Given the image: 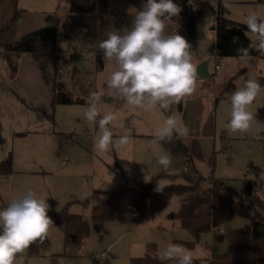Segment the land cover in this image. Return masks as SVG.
<instances>
[{"label":"rangeland","instance_id":"374dc122","mask_svg":"<svg viewBox=\"0 0 264 264\" xmlns=\"http://www.w3.org/2000/svg\"><path fill=\"white\" fill-rule=\"evenodd\" d=\"M108 2L111 10L103 17L108 16L112 31H127L142 0ZM227 3L230 7L224 3L223 12L228 17L243 22L252 11L264 17V3ZM197 7L201 14L195 35L177 17L165 21V32H178L185 37L192 45L196 68L208 61L212 77H197L195 92L166 108L135 107L127 104L116 90L111 93L105 82L115 65L105 62V68L98 66V53L82 50L62 34L57 52L49 55L45 73L31 52H24L13 61L0 54V164L12 155L15 169L10 177L0 179V209L31 190L47 200L51 212L67 207L69 212L82 213L95 221L79 247L67 246L64 226L52 224L40 254H31L27 247L17 254L14 264H131L133 257L144 255L148 243L156 244L159 255L169 244L191 249L194 264H209L215 252L234 256L235 244L219 238V234L248 225V217L235 215L214 231H193L171 216L180 205V196L175 194L154 219L137 223L131 218L132 197L126 189L134 180L149 182L146 179L151 181L153 175L161 172L178 174L177 180L184 181L183 172L195 175L196 168L205 177L225 179L236 195L245 194L246 180H252L253 204L264 207V56L240 59L215 54L219 0H200L195 10ZM94 12L96 8L92 6L88 13ZM214 25L216 29L212 28ZM21 26L20 36L30 32L27 24ZM249 34L254 41L256 37ZM201 38L207 41L203 49L197 48ZM248 78L257 80L262 89L249 107L256 119L248 133L229 134L225 128L230 118L229 97ZM229 85L233 87L229 89ZM54 88L68 93L73 101L54 105ZM95 91L104 93L103 112L116 117L109 126L113 139L129 137L126 145L110 147L107 153L95 148L98 126L84 117L89 95ZM169 115L177 116L188 129L187 135H178V140L191 153V162L188 153L175 154L163 141L154 142L155 130ZM196 141L201 155L193 153ZM164 153L171 158L167 168L157 162V154ZM187 161L189 170L184 169ZM173 180L168 175L157 179L163 184ZM102 215L107 218L102 219V229L97 230L94 224L101 225L95 218ZM91 254L98 259L94 260Z\"/></svg>","mask_w":264,"mask_h":264},{"label":"clouds","instance_id":"9594fccd","mask_svg":"<svg viewBox=\"0 0 264 264\" xmlns=\"http://www.w3.org/2000/svg\"><path fill=\"white\" fill-rule=\"evenodd\" d=\"M225 7H230L227 0ZM181 11L182 8L174 0H142L127 31H109L107 38L96 45L102 59L115 65V70L105 82L106 87L116 90L127 104L139 108H166L195 92L197 68L190 51L192 45L178 32H165V21L178 17ZM243 23L247 28L246 35L251 33L256 39L253 41L249 37L247 48L236 49L240 59L248 57L249 49L264 56V17L252 11L245 15ZM237 40V37L233 38L234 43ZM206 45L207 41L201 38L197 48L203 49ZM261 90V84L251 78L246 79L243 86L236 87L229 97L230 118L225 124L229 134L248 133L256 119L249 107ZM103 95L100 91L90 93L84 117L98 126L95 148L107 153L110 147L126 145L129 137L121 135L113 139L109 126L116 117L113 113L103 112ZM187 132L182 120L169 115L163 125L155 130L154 142L170 141L174 133L184 136ZM157 162L167 168L171 158L167 153L157 154ZM165 187V184L157 181L154 191L163 192ZM254 207L264 214V207ZM50 210L47 200L38 198L31 190L22 197L13 198L5 208L0 209V264H14L18 253L37 241L44 242L54 223L48 215ZM159 259L167 264H194L195 258L191 249L169 244Z\"/></svg>","mask_w":264,"mask_h":264},{"label":"trees","instance_id":"16d2710c","mask_svg":"<svg viewBox=\"0 0 264 264\" xmlns=\"http://www.w3.org/2000/svg\"><path fill=\"white\" fill-rule=\"evenodd\" d=\"M264 3V0H256ZM182 11L177 18L187 23L190 34H196L198 17L201 9L195 10L200 0H174ZM225 0H219V13L217 18V40L213 52L219 56H239L238 47L247 48L250 43V34L242 21L224 15L223 6ZM93 7L94 13H69L63 15L58 25H44L38 27L20 38L12 41L0 40V54L6 59L13 61V58L24 52H31L42 70L46 71L48 59L51 53H56L57 36L60 31L64 37L78 44L80 47L91 51H99L96 45L99 41L107 38V33L112 31L110 21L105 19L110 10L108 0H97ZM19 10L15 17L21 14ZM124 20V19H123ZM238 40L234 43L233 38ZM252 40V38H251ZM260 55L254 49H249L248 56ZM98 62L103 64L102 55H98ZM233 86L229 85V89ZM53 104L71 103V97L57 89L52 90ZM168 150L175 154L188 153L189 161L193 160L188 149L183 150L179 146L178 135L172 136L170 141H163ZM182 144V143H181ZM193 153L201 155V146L196 141ZM196 174L183 172L185 180L178 181V174L158 173L153 175L151 181L134 180L126 185L131 192V218L134 222L144 219H154L158 212L166 206L168 201L175 194L180 196L179 209L171 213V216L180 220L181 226L193 231H212L224 225L235 215L248 217L250 222L244 227L221 232L219 238L235 244L234 256L227 252H215L209 258V264H255L264 263V216L255 209L252 195L254 183L247 179L245 194L236 195L234 190L227 185L223 178L205 177ZM14 172L12 155L3 159L0 164V175L9 176ZM168 175L174 180L165 184L163 192L154 191L157 179ZM125 187V186H124ZM53 224L63 225L66 231L67 246L79 247L81 241L91 233V223L82 213L69 212L67 207L60 212L49 211ZM111 217V216H108ZM100 218V219H99ZM103 215L95 218L102 227ZM123 218V217H122ZM41 244L39 241L29 246L31 254H40ZM159 253L155 243H148L144 255L133 257L131 264H167L159 259ZM200 264L201 261H198Z\"/></svg>","mask_w":264,"mask_h":264},{"label":"crops","instance_id":"0c3cea01","mask_svg":"<svg viewBox=\"0 0 264 264\" xmlns=\"http://www.w3.org/2000/svg\"><path fill=\"white\" fill-rule=\"evenodd\" d=\"M96 1L97 0H0V40L12 41L20 38L21 32L19 31L20 29L23 28L21 26L22 24H27L26 28L27 29L30 28L31 30L29 31H32V28L35 29L36 27H40L44 25H58L60 23L61 17L69 13H88ZM19 10L21 11L20 13L21 15L16 18L15 15ZM48 12H50V14H48ZM51 14L54 15L55 17L54 19L52 18L53 15ZM20 17H22V19L18 21ZM106 18L109 19L108 16ZM60 34L62 33L59 31L57 36V47L60 43V36H61ZM73 43L76 46L80 47L75 42ZM75 45L73 46L74 47L73 49L76 48ZM80 48L82 50H89L83 47ZM57 49L58 48H56V52ZM68 52L69 51H67V53ZM91 52L93 53L96 52L98 53L97 55L100 54L102 55V53H99V51H91ZM102 62H103L102 67L105 68V61L103 59ZM97 65L100 66V63L98 62ZM111 93H112V89H111ZM12 174H10L9 176L0 175V179L5 180V178L10 177ZM2 200L4 201V199ZM4 204L6 205L5 201ZM86 219L89 220L88 218ZM89 221L91 225L93 224V222L95 223L94 220L93 221L89 220ZM100 228L102 229L101 226ZM93 259L97 260L98 258H93Z\"/></svg>","mask_w":264,"mask_h":264},{"label":"water","instance_id":"95a60500","mask_svg":"<svg viewBox=\"0 0 264 264\" xmlns=\"http://www.w3.org/2000/svg\"><path fill=\"white\" fill-rule=\"evenodd\" d=\"M212 28L216 29V25H214ZM214 47H215V45H214ZM208 63H209L208 61H204V62L199 64V66L197 68V77L198 78H210V77H212V74L209 71ZM179 146L183 150L187 149V147L181 143L179 144ZM94 228L97 230H100V226L98 224H94Z\"/></svg>","mask_w":264,"mask_h":264},{"label":"built area","instance_id":"2783aa9c","mask_svg":"<svg viewBox=\"0 0 264 264\" xmlns=\"http://www.w3.org/2000/svg\"><path fill=\"white\" fill-rule=\"evenodd\" d=\"M198 9H199V8L197 7L196 10H198ZM219 65H220V64H219V59H218L217 62L215 63V66L218 68ZM188 164H189V162L187 161L186 164H185V166H184V169H185V170H189V168H188ZM82 241L85 242L84 239H83ZM84 242H83V243H84ZM92 257H93V258H98L97 255H94V254H92Z\"/></svg>","mask_w":264,"mask_h":264}]
</instances>
